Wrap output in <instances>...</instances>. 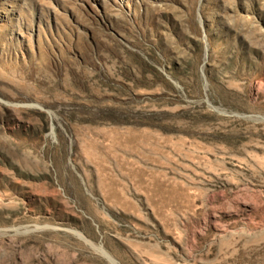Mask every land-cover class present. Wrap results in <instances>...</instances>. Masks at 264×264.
Listing matches in <instances>:
<instances>
[{
	"label": "rangeland",
	"instance_id": "rangeland-1",
	"mask_svg": "<svg viewBox=\"0 0 264 264\" xmlns=\"http://www.w3.org/2000/svg\"><path fill=\"white\" fill-rule=\"evenodd\" d=\"M0 264H264V0H0Z\"/></svg>",
	"mask_w": 264,
	"mask_h": 264
}]
</instances>
